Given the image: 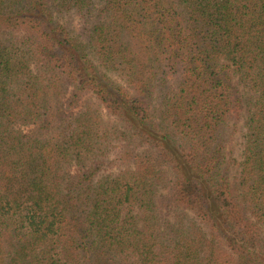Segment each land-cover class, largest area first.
I'll use <instances>...</instances> for the list:
<instances>
[{
  "label": "trees",
  "instance_id": "obj_1",
  "mask_svg": "<svg viewBox=\"0 0 264 264\" xmlns=\"http://www.w3.org/2000/svg\"><path fill=\"white\" fill-rule=\"evenodd\" d=\"M0 264H264V0H0Z\"/></svg>",
  "mask_w": 264,
  "mask_h": 264
},
{
  "label": "rangeland",
  "instance_id": "obj_2",
  "mask_svg": "<svg viewBox=\"0 0 264 264\" xmlns=\"http://www.w3.org/2000/svg\"><path fill=\"white\" fill-rule=\"evenodd\" d=\"M102 6H103L102 2H96L95 11L97 9H101ZM59 20L63 24H65L74 34H82V35H84L83 33H86L89 30V28H91L92 24L95 23V21H97L94 18L92 19V17L89 20H86L85 18H82L75 13H70L67 16H63L62 18H59ZM87 99L88 97H85L82 99V101L80 102L81 103L80 106L77 108V110L74 111V113L79 112L83 108ZM241 143H242L241 135L240 133H238L235 137V141H234V145L232 149L234 152V156H238L241 153V150H242ZM113 156L114 155H112L111 158ZM116 170H117V167L114 165L111 167H104L100 170L99 175L112 172V171H116Z\"/></svg>",
  "mask_w": 264,
  "mask_h": 264
}]
</instances>
